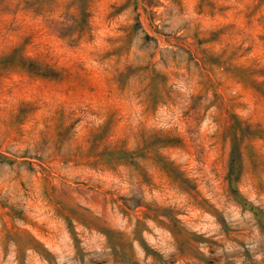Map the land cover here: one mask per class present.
I'll use <instances>...</instances> for the list:
<instances>
[{
  "label": "rangeland",
  "instance_id": "obj_1",
  "mask_svg": "<svg viewBox=\"0 0 264 264\" xmlns=\"http://www.w3.org/2000/svg\"><path fill=\"white\" fill-rule=\"evenodd\" d=\"M0 264H264V0H0Z\"/></svg>",
  "mask_w": 264,
  "mask_h": 264
}]
</instances>
